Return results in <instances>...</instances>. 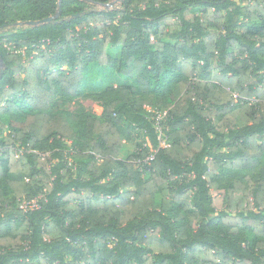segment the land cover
<instances>
[{
	"label": "trees",
	"instance_id": "16d2710c",
	"mask_svg": "<svg viewBox=\"0 0 264 264\" xmlns=\"http://www.w3.org/2000/svg\"><path fill=\"white\" fill-rule=\"evenodd\" d=\"M112 1L0 0V264H264V0Z\"/></svg>",
	"mask_w": 264,
	"mask_h": 264
},
{
	"label": "rangeland",
	"instance_id": "374dc122",
	"mask_svg": "<svg viewBox=\"0 0 264 264\" xmlns=\"http://www.w3.org/2000/svg\"><path fill=\"white\" fill-rule=\"evenodd\" d=\"M118 2L114 3L112 7L117 6ZM111 7V8H112ZM84 9L89 10V11H104L105 8L103 6L100 5H92V4H86ZM9 30V29H8ZM1 33V30H0ZM119 53V50H109L108 54L110 56H115ZM81 104L88 110H90L93 114H95L96 116H99L101 114V108L99 106H97L93 101L91 100H81L80 101ZM70 108H74V102L70 104ZM146 112L147 113H151V115L153 116L152 118H154V114L151 112V109L148 107H145ZM159 117L157 118V122L159 123V121L161 120V118H163V115H158ZM157 123V124H158ZM157 128V135L160 141V146H164L165 145V127H163L162 125L160 126L159 124L156 126ZM136 137V136H134ZM133 148L129 147V146H125L119 153V159L124 161L126 160L127 156H129L132 152H133ZM27 204H24L21 208H25L27 207ZM30 206H34V203H30Z\"/></svg>",
	"mask_w": 264,
	"mask_h": 264
},
{
	"label": "water",
	"instance_id": "95a60500",
	"mask_svg": "<svg viewBox=\"0 0 264 264\" xmlns=\"http://www.w3.org/2000/svg\"><path fill=\"white\" fill-rule=\"evenodd\" d=\"M60 1L61 0H59V2ZM120 1L121 0H114L109 4L103 5V7L105 8L104 11H109L114 3H116V2L119 3ZM59 14H60V9H59L57 15H55L54 17H48V18L40 20V21H29V22H25V23H18L17 27H38V26L43 25V24H48V23L52 22L54 19H57ZM3 73H4V64L0 58V78L2 77Z\"/></svg>",
	"mask_w": 264,
	"mask_h": 264
},
{
	"label": "built area",
	"instance_id": "2783aa9c",
	"mask_svg": "<svg viewBox=\"0 0 264 264\" xmlns=\"http://www.w3.org/2000/svg\"><path fill=\"white\" fill-rule=\"evenodd\" d=\"M153 157H154V154L150 155V157H149V158H147V160H152V159H153Z\"/></svg>",
	"mask_w": 264,
	"mask_h": 264
}]
</instances>
